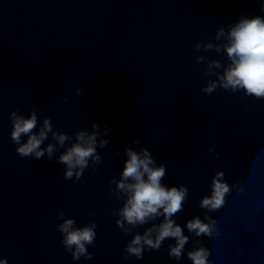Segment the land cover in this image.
<instances>
[{
    "label": "water",
    "instance_id": "95a60500",
    "mask_svg": "<svg viewBox=\"0 0 264 264\" xmlns=\"http://www.w3.org/2000/svg\"><path fill=\"white\" fill-rule=\"evenodd\" d=\"M255 15L264 16V0H0V257L193 264L187 250L199 243L212 264H264V97L224 87L218 76L229 63V27ZM13 111L35 112L33 132L50 119L40 147L53 144L51 154L18 150L27 134L13 139ZM82 130L96 134V153L67 176L59 156ZM128 148H147L165 168L162 182L187 188L174 213L181 226L208 213L220 234L196 236L185 226L189 240L178 258L169 252L172 236L130 251L133 235L163 216L136 223L120 216L127 193L117 181ZM218 168L244 190L209 211L200 200ZM64 217L76 226L95 222L78 258L58 227Z\"/></svg>",
    "mask_w": 264,
    "mask_h": 264
},
{
    "label": "clouds",
    "instance_id": "9594fccd",
    "mask_svg": "<svg viewBox=\"0 0 264 264\" xmlns=\"http://www.w3.org/2000/svg\"><path fill=\"white\" fill-rule=\"evenodd\" d=\"M222 33L223 29L218 31L217 36L219 37ZM206 46L220 47V45H213L211 41ZM223 47L226 49L229 63L222 73H218L219 83L232 89L242 87L247 93L264 97V16H241L229 27ZM210 63L219 65L220 62L213 60ZM216 83L217 81L210 82L206 85V90L211 91ZM12 116L13 139L19 141L21 134H27L26 139L18 145V150L22 154L34 153L40 157L45 150L51 154L53 144H47L46 148L40 147L47 136V131L52 127L49 118L45 117L39 131L33 132L32 129L37 124L35 112L25 116L13 111ZM54 135L60 143L66 139V134L63 132L54 133ZM95 144L94 132L85 133L82 130L77 133V141L68 146L59 156V159L67 165L65 170L67 176H71L74 170L79 175L83 166L88 163V157L95 155ZM126 151L128 156L121 170L123 179L117 181V187L127 193L125 202L119 209L120 216L129 223L144 222L154 215L163 216L158 224L145 229L144 234L133 235L128 246L130 251L139 254L144 243L159 246L160 241L165 237L172 236L175 242L170 244L169 252L178 258L184 252L185 243L189 240V236L184 231L185 226L196 236L220 234L216 218L208 213H205L204 218L194 215L185 221L184 226H181L176 221L174 213L183 206L187 188L184 185L164 184L161 177L164 175L165 168L162 164L157 165L154 162L147 148L143 150V153L132 148ZM129 177L131 179H128ZM234 188L243 191L244 185L239 181L230 183L225 178L223 169H216L211 177L209 192L201 197V206L209 211L220 208ZM94 224L93 221L91 224L76 226L72 217H64L58 225L64 234L66 246H76L77 250L73 251L74 258H78L81 252L86 251L85 241L91 242L94 238ZM153 231H155L154 238L151 235ZM187 255L193 264H212L208 259L209 249L203 244L198 243V246L188 249ZM0 264H8L7 259L0 257Z\"/></svg>",
    "mask_w": 264,
    "mask_h": 264
}]
</instances>
